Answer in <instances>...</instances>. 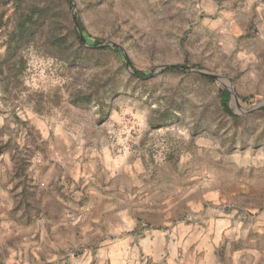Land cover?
<instances>
[{
	"label": "rangeland",
	"instance_id": "1",
	"mask_svg": "<svg viewBox=\"0 0 264 264\" xmlns=\"http://www.w3.org/2000/svg\"><path fill=\"white\" fill-rule=\"evenodd\" d=\"M26 1L49 7L52 24L24 50V68L12 60V72L0 74V142L11 140L0 151V264H71L81 257L85 245L59 246L57 230L64 222L75 231L72 225L84 220L76 214L87 213L74 193L89 177L77 182L74 162L105 156L131 164L136 189L156 192L154 206L165 198L171 208L200 201L194 220L223 225L210 240L222 264H264V0ZM14 9V0L0 2L9 24L0 20V58ZM73 9L89 34L122 49L128 66L111 50L88 54L72 45ZM58 38H65L63 50L52 55ZM71 50L75 64L64 59ZM164 65L200 67L224 81L164 72ZM133 67L148 75L136 76ZM230 84L253 100L232 99L236 120L220 106L219 91ZM78 90H99L100 98L74 105L69 94ZM26 149L32 155L19 176L13 154ZM116 182L126 184L122 175ZM171 218L188 214L178 210Z\"/></svg>",
	"mask_w": 264,
	"mask_h": 264
},
{
	"label": "crops",
	"instance_id": "2",
	"mask_svg": "<svg viewBox=\"0 0 264 264\" xmlns=\"http://www.w3.org/2000/svg\"><path fill=\"white\" fill-rule=\"evenodd\" d=\"M100 165L103 178L98 180L93 175ZM73 172L77 182L79 176L89 178L83 183L80 180L82 187L74 193L76 200L81 196L85 201L84 220L76 225L72 222L75 231L64 222L57 230L62 239L59 246L85 245L80 258H70L71 264H128L131 259L138 264L140 256H149L157 264H222L210 240L212 236L218 238L223 225L211 220L205 228L194 220L202 210L197 199L191 203L188 200L186 209L178 201L171 208L166 198L162 205L154 206L151 197L156 192L136 189L131 164H123L119 158L105 156L100 162L91 159L85 163L79 158ZM120 175L126 184L116 182ZM130 176L132 184L128 183ZM90 181L96 187L89 186ZM178 210L187 212L188 218L173 220ZM93 244H97L95 249Z\"/></svg>",
	"mask_w": 264,
	"mask_h": 264
},
{
	"label": "trees",
	"instance_id": "3",
	"mask_svg": "<svg viewBox=\"0 0 264 264\" xmlns=\"http://www.w3.org/2000/svg\"><path fill=\"white\" fill-rule=\"evenodd\" d=\"M70 6H72L74 0H66ZM1 3L4 5L7 4L8 0H0ZM26 0H14V12L9 16V20L12 21L11 28L7 29V37H6V50L4 55L0 58V74H3L4 72H12V60H18L22 64V68H24V50L30 45L31 41H34L36 37H38L39 40H42L43 33L45 30H47L49 24H52V16L50 13V8L47 6L44 7H38L36 6H30L29 4L26 5ZM6 15V11L3 12L0 16L1 25L8 27V22L4 20ZM69 36L71 38L72 45H76L77 49L80 51H83L85 53H95L99 51H106L111 50L116 55H118L119 59L123 62L125 66H128L127 59L122 51V49L116 45H107L103 46L101 49L98 47L105 43L106 41L102 38L93 37L91 34L88 33L83 21L81 18L76 15V24L72 22L71 19H69ZM49 37L53 38L56 37L57 34L54 32V30L49 31ZM54 39V38H53ZM65 38H58L56 41L52 40L51 42V54L55 55V50L62 51ZM78 53L74 50H71V52L66 53L65 60L69 62L70 64H75V62L78 59ZM196 67V66H193ZM200 68V67H199ZM134 74L136 76L145 77L148 75V72L138 70L135 67H133ZM164 72H184L189 73L187 70L181 69L179 66H172L167 67L163 70ZM200 76L210 82H214V79L205 75L200 74ZM9 83V82H8ZM6 89L8 90V84H5ZM238 98L247 103L252 104L253 100L251 96H245L241 95L239 93H236ZM97 95L99 96V90L93 93V96ZM70 102L77 106H83L91 103L93 96L92 94H85L82 91L78 90L75 92H70ZM219 100H220V106L223 110V112L231 117L232 119L236 120L240 116L235 114L231 101H232V91L230 87L221 88L219 91ZM264 110V109H263ZM100 115L101 120H104L108 113L105 109L104 103L100 102ZM10 139L4 141L3 143L0 142V151H3L4 148H7ZM17 149H19V146H17ZM24 151V150H23ZM29 152H26L25 154H22L20 151L19 153L13 154V158L16 161V170L17 175L19 176H25V168L27 161L30 159L32 155V150L29 149ZM24 185L22 187L21 191V197L22 201L28 202V186L26 185V182H23Z\"/></svg>",
	"mask_w": 264,
	"mask_h": 264
},
{
	"label": "water",
	"instance_id": "4",
	"mask_svg": "<svg viewBox=\"0 0 264 264\" xmlns=\"http://www.w3.org/2000/svg\"><path fill=\"white\" fill-rule=\"evenodd\" d=\"M75 3V2H74ZM73 18L76 22V14H75V9H73ZM114 43L113 42H105L103 43L102 45H100L99 47H103V46H107V45H113ZM173 65H164L162 66V68H167V67H172ZM181 69H185V70H188V71H192V72H195V73H198V74H202V75H205V76H208V77H211L213 79H216V80H223L224 81V78L223 76L217 74V73H213V72H210V71H207V70H203V69H200V68H194L190 65L188 66H179ZM158 70V69H157ZM231 88V91H232V99L236 102V104L238 105V96L237 94L235 93L234 89H233V86L230 84L229 86ZM260 105H257L254 107L255 108H259Z\"/></svg>",
	"mask_w": 264,
	"mask_h": 264
},
{
	"label": "built area",
	"instance_id": "5",
	"mask_svg": "<svg viewBox=\"0 0 264 264\" xmlns=\"http://www.w3.org/2000/svg\"><path fill=\"white\" fill-rule=\"evenodd\" d=\"M85 217V210L81 209L78 214H76L75 219L77 221L82 220ZM138 264H155L149 256H140Z\"/></svg>",
	"mask_w": 264,
	"mask_h": 264
}]
</instances>
